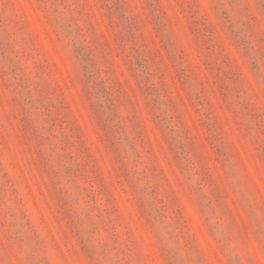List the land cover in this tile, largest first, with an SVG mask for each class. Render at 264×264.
<instances>
[{
  "label": "rangeland",
  "instance_id": "1",
  "mask_svg": "<svg viewBox=\"0 0 264 264\" xmlns=\"http://www.w3.org/2000/svg\"><path fill=\"white\" fill-rule=\"evenodd\" d=\"M0 264H264V0H0Z\"/></svg>",
  "mask_w": 264,
  "mask_h": 264
}]
</instances>
